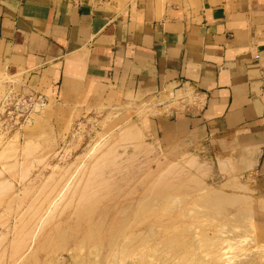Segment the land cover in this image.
Instances as JSON below:
<instances>
[{
    "label": "rangeland",
    "instance_id": "rangeland-1",
    "mask_svg": "<svg viewBox=\"0 0 264 264\" xmlns=\"http://www.w3.org/2000/svg\"><path fill=\"white\" fill-rule=\"evenodd\" d=\"M46 107L0 134V264H264L253 181L148 136L156 96L129 121Z\"/></svg>",
    "mask_w": 264,
    "mask_h": 264
},
{
    "label": "crops",
    "instance_id": "crops-1",
    "mask_svg": "<svg viewBox=\"0 0 264 264\" xmlns=\"http://www.w3.org/2000/svg\"><path fill=\"white\" fill-rule=\"evenodd\" d=\"M175 87L202 105L159 107L140 118L145 133L177 151L206 145L264 200V0H0V94L129 121Z\"/></svg>",
    "mask_w": 264,
    "mask_h": 264
},
{
    "label": "built area",
    "instance_id": "built-area-1",
    "mask_svg": "<svg viewBox=\"0 0 264 264\" xmlns=\"http://www.w3.org/2000/svg\"><path fill=\"white\" fill-rule=\"evenodd\" d=\"M165 97L158 98V106L163 113L181 112L190 113L200 108L203 98L198 91L192 88L175 87L168 89ZM48 101L44 94L38 92L25 93L6 90L0 94V134L7 136L20 131L25 125L32 122L34 115L42 111Z\"/></svg>",
    "mask_w": 264,
    "mask_h": 264
}]
</instances>
